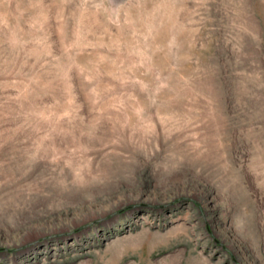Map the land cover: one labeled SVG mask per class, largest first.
Returning a JSON list of instances; mask_svg holds the SVG:
<instances>
[{"label": "rangeland", "instance_id": "1", "mask_svg": "<svg viewBox=\"0 0 264 264\" xmlns=\"http://www.w3.org/2000/svg\"><path fill=\"white\" fill-rule=\"evenodd\" d=\"M0 264H264V0H0Z\"/></svg>", "mask_w": 264, "mask_h": 264}]
</instances>
